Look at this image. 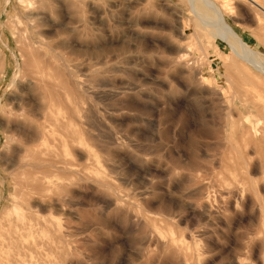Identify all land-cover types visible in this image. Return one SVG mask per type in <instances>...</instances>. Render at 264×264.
<instances>
[{
  "label": "rangeland",
  "instance_id": "rangeland-1",
  "mask_svg": "<svg viewBox=\"0 0 264 264\" xmlns=\"http://www.w3.org/2000/svg\"><path fill=\"white\" fill-rule=\"evenodd\" d=\"M167 1L176 11L160 4L162 11L167 17L181 15L180 34L153 28L151 38L139 37L127 29L128 9L118 5L110 11L111 27L94 31L95 43L119 41L131 50L123 60L106 64L93 65L94 59L83 64L81 56L77 60L76 70L93 92L88 101L99 145H90V161L74 159L73 177L105 175L112 188L89 182L74 195L63 194L64 209L50 207L39 216L74 227L72 264H179L160 254L158 238L165 235L183 240L194 254L192 264H264V173L238 166L234 149L240 144L245 154L254 146L255 162L264 164V135L253 132V114L264 113V92L259 97L257 91L264 82L225 42L195 26L185 0ZM228 3L227 22L264 54V38L252 17L235 9V0ZM118 21L119 26H112ZM163 56H181L186 72L169 70ZM8 71L7 79L12 68ZM5 83L0 94L8 92ZM242 91L248 98L238 96ZM248 135L257 139L247 143ZM8 152L1 138L0 163ZM0 174L1 181L2 170ZM231 186H238V197L219 195ZM114 192L127 209L111 204ZM7 194L5 190L3 196ZM10 204L5 200L0 206V223L13 218ZM147 248L151 254L145 253Z\"/></svg>",
  "mask_w": 264,
  "mask_h": 264
},
{
  "label": "bare ground",
  "instance_id": "bare-ground-1",
  "mask_svg": "<svg viewBox=\"0 0 264 264\" xmlns=\"http://www.w3.org/2000/svg\"><path fill=\"white\" fill-rule=\"evenodd\" d=\"M185 1L195 26L211 38L225 42L233 56L244 65L249 64L250 73L264 82V54L243 40L227 22L229 0ZM160 4L176 11L167 0H0V89L7 80L8 90L0 94V140L3 138L9 147L7 157L2 155L6 162L0 163V206L9 200L13 215L0 223V264H72L77 242L74 227L55 224L39 215L50 207L64 209L63 194L74 195L77 188L86 187L89 182L102 188L111 187L105 175L73 177L74 159L90 161L89 147L99 140L91 124L95 112L88 101L93 92L80 78L77 60L81 56L83 64L93 59V65L106 64L111 59L123 60L131 50H126L119 41L111 40L100 46L95 43L94 31L111 27L110 11L118 5L128 9L127 29L139 37L151 38L153 28H170L180 34L181 15L167 17ZM235 9L251 16L254 29L264 38V0H235ZM119 24L120 21L114 22L112 26ZM202 40L203 37L199 38ZM177 50L182 47L179 45ZM163 59L176 74L186 72L181 56ZM9 67L12 71L7 79ZM258 87V92H264V84ZM241 94L238 96L246 95L245 91ZM248 112L253 114L251 110ZM253 115L256 116L253 132L264 135V113ZM249 138L247 143L255 137ZM238 146L234 147L238 166L250 173L260 168L264 173V164L255 162L256 148L250 146L244 154ZM60 174L69 177L55 180L54 176ZM261 186L264 189V181ZM203 187L198 186L201 196ZM5 190L9 191L8 197L3 196ZM224 193L238 197L240 190L231 186L219 195ZM209 198L204 196L205 203ZM121 199L114 192L111 204L116 209H127ZM158 239L160 254L179 264H192L194 254L182 239L172 235ZM145 253L151 254L152 250L147 248Z\"/></svg>",
  "mask_w": 264,
  "mask_h": 264
}]
</instances>
